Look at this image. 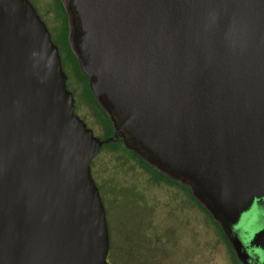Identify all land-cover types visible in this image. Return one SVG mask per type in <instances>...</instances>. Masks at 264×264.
I'll return each instance as SVG.
<instances>
[{
  "label": "water",
  "instance_id": "obj_1",
  "mask_svg": "<svg viewBox=\"0 0 264 264\" xmlns=\"http://www.w3.org/2000/svg\"><path fill=\"white\" fill-rule=\"evenodd\" d=\"M68 42L113 124L75 113L29 0H0V264H110L91 164L120 140L190 189L231 237L264 199V0H60ZM252 245L264 251V232Z\"/></svg>",
  "mask_w": 264,
  "mask_h": 264
},
{
  "label": "rangeland",
  "instance_id": "obj_2",
  "mask_svg": "<svg viewBox=\"0 0 264 264\" xmlns=\"http://www.w3.org/2000/svg\"><path fill=\"white\" fill-rule=\"evenodd\" d=\"M29 1L47 25L53 41L63 46L67 23L59 0ZM65 66L76 114L95 136L102 140L109 138L110 133L103 126L105 115L96 105L86 82H78V72L67 62ZM91 170L106 209L107 223L116 232L119 246L123 243L124 225L135 232H142L148 224L160 229L173 227L176 232H167V235L170 245L173 241L178 246L165 245L162 264H167L168 259L172 261L168 264H233L231 252L219 230L197 204L177 187L154 182L153 175L121 147L104 146L93 159ZM152 233L147 232V235L152 236ZM131 250L136 254L134 248Z\"/></svg>",
  "mask_w": 264,
  "mask_h": 264
},
{
  "label": "trees",
  "instance_id": "obj_3",
  "mask_svg": "<svg viewBox=\"0 0 264 264\" xmlns=\"http://www.w3.org/2000/svg\"><path fill=\"white\" fill-rule=\"evenodd\" d=\"M59 4H60V7L63 11L64 16H65V21L67 23V14H66L60 0H59ZM68 31H69L68 24H66L65 34L63 36L64 44H63V46H60L61 51L64 54V56L67 57V54L70 56L75 70L78 72V74L82 77V79L86 82V84L88 86V79L81 73L79 66H78V63H77V60H76V57L74 56V54L72 53V51L70 49V45L68 42ZM88 90H89L91 96H93L89 87H88ZM93 98H94V96H93ZM94 101H95L96 105L98 106V108L105 115L106 121L104 122L103 126H105V129H107L110 133V136H112L114 133V128H113L112 122L110 121V119H109L108 115L105 113V111L101 109V107L99 106V104L97 103L95 98H94ZM108 146H110L111 149L112 148L118 149L119 147H121L123 149V151H125L126 153H129L134 159L137 160V162L140 165H142V167L149 174L153 175V181L154 182H156L158 184H161V183L170 184V185L177 187L178 189L182 190L183 192H185L186 193L185 197L192 199L197 204V206L201 210V212L203 214H205L207 219L210 222L212 221V223L217 227V229L219 230V233L221 234L222 238L224 239V241L226 242V244L230 250L229 244H228L220 226L218 225V223H216L214 221V219L209 214V212L207 210H205L199 204V202L194 199L189 188L182 186V185L170 180L165 175L161 174L160 172L156 171L154 168L150 167L146 162L142 161L134 153L125 149L121 140L117 144H109ZM177 193H179V191H177ZM108 227H109V236H110V252H109L108 259H109V262L111 264H161L162 259H164V248H166L165 245L171 246L172 248L178 246L177 244H174L173 241H172V245H170L171 242H170L168 235H167V232H176L175 228H173V227H170V228L166 227L164 229H160L157 226H154L153 224H148V225H146V228L142 231L143 232V234H142L141 231L135 232V229L129 227L128 225H124V228L122 230L124 232L121 231L123 236H124L123 237V243L120 246L118 244L116 232H113V229H112V227L109 226V224H108ZM147 232H153L152 236H148ZM159 232H161V233H159ZM133 248L135 249L136 254H134V252H132L131 249H133ZM172 257H173V254H172ZM121 259H122V261L125 260L126 262L122 263V261H120ZM234 261L235 260L232 259L233 264H234ZM170 262H172V261L168 259V263H170Z\"/></svg>",
  "mask_w": 264,
  "mask_h": 264
},
{
  "label": "flooded vegetation",
  "instance_id": "obj_4",
  "mask_svg": "<svg viewBox=\"0 0 264 264\" xmlns=\"http://www.w3.org/2000/svg\"><path fill=\"white\" fill-rule=\"evenodd\" d=\"M62 65L65 71L66 62L75 70L70 56L67 57L61 51ZM78 82L82 81V77L77 74ZM68 85V81H67ZM76 113V104H75ZM264 232V199L257 202L253 209L243 217L241 224L232 231L233 246L226 238L230 251L231 258L234 259V264H264V251L252 245L253 236ZM163 263V259L161 264ZM167 263V262H166Z\"/></svg>",
  "mask_w": 264,
  "mask_h": 264
}]
</instances>
